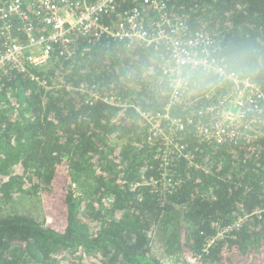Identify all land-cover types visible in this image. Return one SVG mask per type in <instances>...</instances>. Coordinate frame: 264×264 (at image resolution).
I'll list each match as a JSON object with an SVG mask.
<instances>
[{"label": "trees", "instance_id": "obj_1", "mask_svg": "<svg viewBox=\"0 0 264 264\" xmlns=\"http://www.w3.org/2000/svg\"><path fill=\"white\" fill-rule=\"evenodd\" d=\"M160 1L184 20V37L209 34L216 59L248 53L253 70L240 76L264 90V0ZM116 3L104 23L138 7L152 27L143 0ZM32 22L39 34L33 11ZM8 24L27 40L16 14ZM73 46L41 68L0 74V264H264V141L218 144L198 127L231 83L209 76L172 102L165 48L110 37ZM146 112L162 127L167 112L183 120L169 152ZM36 194L50 225L6 211Z\"/></svg>", "mask_w": 264, "mask_h": 264}, {"label": "built area", "instance_id": "obj_2", "mask_svg": "<svg viewBox=\"0 0 264 264\" xmlns=\"http://www.w3.org/2000/svg\"><path fill=\"white\" fill-rule=\"evenodd\" d=\"M143 3L151 9L148 14L151 13L154 20L152 27L144 23L143 13L138 7L115 24L104 23L102 15L116 11V0H8L0 12V38L3 39L0 74L48 65L55 49L69 57L74 53L73 45L78 38L88 43L108 37L123 41L137 39L146 46L166 49L168 59L164 75L172 88L174 102L188 86L181 84L179 77L174 74L177 58L212 62L216 59L209 49L212 38L205 32L184 37V20L167 14L163 2L143 0ZM32 11L43 25L39 34L34 32ZM12 14H16L23 22V29L28 35L25 42L10 33L8 20ZM33 78L39 80L36 74H33ZM220 79L230 82L232 90L221 100V108L210 119L211 124H202V120H198L203 138L218 144L237 142L242 138L247 141L261 138L264 141V90L249 77L239 75ZM95 96L101 97L99 94ZM102 99L113 101L107 96ZM143 115L151 125L152 134L162 139L168 152L176 146L175 132L185 125L182 119L167 112L163 118L169 124L168 127H162L152 112Z\"/></svg>", "mask_w": 264, "mask_h": 264}, {"label": "clouds", "instance_id": "obj_3", "mask_svg": "<svg viewBox=\"0 0 264 264\" xmlns=\"http://www.w3.org/2000/svg\"><path fill=\"white\" fill-rule=\"evenodd\" d=\"M174 74L181 84H197L209 76L229 78L253 70L249 54L239 50L221 52L217 59L207 62L194 58H177Z\"/></svg>", "mask_w": 264, "mask_h": 264}, {"label": "rangeland", "instance_id": "obj_4", "mask_svg": "<svg viewBox=\"0 0 264 264\" xmlns=\"http://www.w3.org/2000/svg\"><path fill=\"white\" fill-rule=\"evenodd\" d=\"M6 211H17L21 214L32 216L38 221L45 223L46 225H50L53 221L52 217L46 212L43 201L39 199L37 194L18 197L15 201H13V203L8 204V208L6 209ZM80 256V253L75 256V259L73 260L74 263H77L79 261ZM87 260L88 261L84 262V264H89L90 259ZM190 262L193 263V260H191Z\"/></svg>", "mask_w": 264, "mask_h": 264}]
</instances>
